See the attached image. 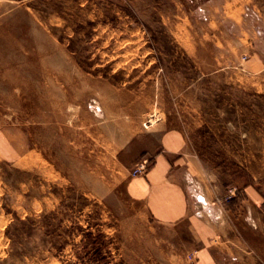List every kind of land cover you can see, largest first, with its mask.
I'll return each instance as SVG.
<instances>
[{
    "label": "rangeland",
    "instance_id": "obj_1",
    "mask_svg": "<svg viewBox=\"0 0 264 264\" xmlns=\"http://www.w3.org/2000/svg\"><path fill=\"white\" fill-rule=\"evenodd\" d=\"M235 1L0 0V264H194L126 191L153 129L252 190L233 263L264 264V8Z\"/></svg>",
    "mask_w": 264,
    "mask_h": 264
},
{
    "label": "crops",
    "instance_id": "obj_2",
    "mask_svg": "<svg viewBox=\"0 0 264 264\" xmlns=\"http://www.w3.org/2000/svg\"><path fill=\"white\" fill-rule=\"evenodd\" d=\"M233 1L224 0L223 3L232 4ZM237 1L233 10H242L245 2L254 10L264 8L260 0ZM252 33L253 38L258 37L254 28ZM252 37L247 38V43L254 47ZM134 142L138 154L149 158V164L144 174L127 178L129 198L140 204L154 224L187 223L191 235L187 254L194 264H236L233 261L243 253L239 251L241 242L250 245L252 241L240 230L238 218L253 221L254 209L260 205L252 190L249 189L250 194L244 188L246 197L243 200L247 206L240 215L235 204L236 194L226 199L227 190L211 186L209 179L207 182L203 178L198 161L186 148L181 132L141 131ZM12 150L19 154L15 147ZM197 195H202L206 204L197 201ZM254 229L253 225L252 233ZM244 247L254 252V247Z\"/></svg>",
    "mask_w": 264,
    "mask_h": 264
},
{
    "label": "built area",
    "instance_id": "obj_3",
    "mask_svg": "<svg viewBox=\"0 0 264 264\" xmlns=\"http://www.w3.org/2000/svg\"><path fill=\"white\" fill-rule=\"evenodd\" d=\"M147 167V162L145 161H139L136 163L135 167L132 169L131 174L132 175H136V174H142L145 172ZM237 192L235 187H230L227 189V195H226V199L230 198L231 196L235 195V193ZM197 201L206 204L205 199L202 195H197L196 196Z\"/></svg>",
    "mask_w": 264,
    "mask_h": 264
}]
</instances>
